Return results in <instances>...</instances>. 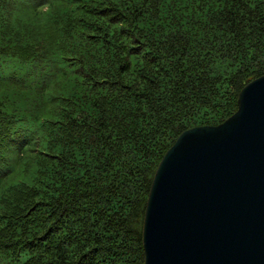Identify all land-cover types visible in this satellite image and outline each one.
<instances>
[{"label": "trees", "instance_id": "16d2710c", "mask_svg": "<svg viewBox=\"0 0 264 264\" xmlns=\"http://www.w3.org/2000/svg\"><path fill=\"white\" fill-rule=\"evenodd\" d=\"M264 74V0H0V264H144L155 171Z\"/></svg>", "mask_w": 264, "mask_h": 264}, {"label": "water", "instance_id": "95a60500", "mask_svg": "<svg viewBox=\"0 0 264 264\" xmlns=\"http://www.w3.org/2000/svg\"><path fill=\"white\" fill-rule=\"evenodd\" d=\"M144 264H264V74L216 125L184 130L152 180Z\"/></svg>", "mask_w": 264, "mask_h": 264}, {"label": "rangeland", "instance_id": "374dc122", "mask_svg": "<svg viewBox=\"0 0 264 264\" xmlns=\"http://www.w3.org/2000/svg\"><path fill=\"white\" fill-rule=\"evenodd\" d=\"M36 1H38V0H36Z\"/></svg>", "mask_w": 264, "mask_h": 264}]
</instances>
